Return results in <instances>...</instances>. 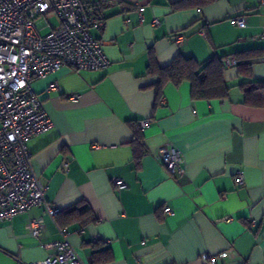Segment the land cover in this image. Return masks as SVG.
Returning a JSON list of instances; mask_svg holds the SVG:
<instances>
[{
    "label": "crops",
    "instance_id": "crops-1",
    "mask_svg": "<svg viewBox=\"0 0 264 264\" xmlns=\"http://www.w3.org/2000/svg\"><path fill=\"white\" fill-rule=\"evenodd\" d=\"M177 1L106 0L99 12L103 24L90 33L103 42L108 67H62L32 82L53 121L26 142L33 169L47 182L50 205L62 213L87 206L65 226L86 264L106 247L109 264H207L204 255L215 257V264H264V108L242 104L239 90L245 82H264V54L249 60L250 76L225 67L226 99H192L183 81L166 83L155 105L157 77L146 73L150 52L163 67L178 54L201 63L264 50V0L173 9ZM53 82L57 87L50 89ZM129 122H138L143 135L139 158ZM167 144L184 157L178 175L160 163L159 148ZM238 170L241 186L234 181ZM112 177L127 187L114 189ZM31 219L42 220L37 237L26 229ZM60 239L43 206L16 214L0 222V264L44 259Z\"/></svg>",
    "mask_w": 264,
    "mask_h": 264
},
{
    "label": "built area",
    "instance_id": "built-area-1",
    "mask_svg": "<svg viewBox=\"0 0 264 264\" xmlns=\"http://www.w3.org/2000/svg\"><path fill=\"white\" fill-rule=\"evenodd\" d=\"M104 2L106 0H0V222L36 206H43L52 219L60 210L45 200L47 182L36 175L26 145L30 137L53 126L42 100L32 89V82L62 67L75 71H99L108 67L110 61L104 53L103 42L90 33L91 27L103 24L99 12ZM52 17L56 18V25L50 23ZM232 21L239 27L245 26L243 17ZM158 23V19H152V24ZM47 27L50 31L41 35L40 31ZM176 38L180 40L181 36ZM224 63L230 67L236 61L228 57ZM56 87V82L49 86L50 89ZM147 123V120L141 122L142 126ZM158 157L168 174L178 175L184 171L185 160L177 147L162 145ZM234 181L238 186L244 184L242 171L236 172ZM111 183L117 190L127 187L120 177H112ZM164 212L173 214L169 207H165ZM26 229L37 237L42 220L31 219ZM58 230L61 239L51 243L52 254L20 264H86L70 243L66 228L58 227ZM203 258L207 264L216 262L213 256Z\"/></svg>",
    "mask_w": 264,
    "mask_h": 264
},
{
    "label": "trees",
    "instance_id": "trees-1",
    "mask_svg": "<svg viewBox=\"0 0 264 264\" xmlns=\"http://www.w3.org/2000/svg\"><path fill=\"white\" fill-rule=\"evenodd\" d=\"M214 0H180L172 4L173 9H182L191 6H202ZM103 4H101L102 6ZM264 54V50L251 49L234 53L235 67L240 76H250L253 61ZM228 56H211L208 60L199 63L192 56L178 54L169 64L159 67L154 61V56L150 52L147 74L157 77L155 88V105L159 104L162 98V90L166 83L178 85L183 81L190 83V94L192 99H226L229 96V87L224 79L225 59ZM242 93V104L251 107L264 108V82L250 81L239 85ZM133 132L132 146L134 155L139 158L144 153L143 135L138 122H129ZM86 205L77 206L76 209L66 212H59L55 215L54 221L58 227H65L70 221L79 216L81 209ZM61 212V213H60ZM89 214V212H87ZM84 214V213H83ZM93 219V218H91ZM101 257H97L98 255ZM91 264L101 262L109 264L112 261L110 249L108 247L93 252Z\"/></svg>",
    "mask_w": 264,
    "mask_h": 264
},
{
    "label": "rangeland",
    "instance_id": "rangeland-1",
    "mask_svg": "<svg viewBox=\"0 0 264 264\" xmlns=\"http://www.w3.org/2000/svg\"><path fill=\"white\" fill-rule=\"evenodd\" d=\"M38 21H39V20L37 19L36 22H38ZM50 23H51L52 25H56V24H57V20H56V18L52 17V18L50 19ZM49 31H50V28H49V27L44 28V29H42V30L40 31V34H41V35H45V34H47Z\"/></svg>",
    "mask_w": 264,
    "mask_h": 264
}]
</instances>
